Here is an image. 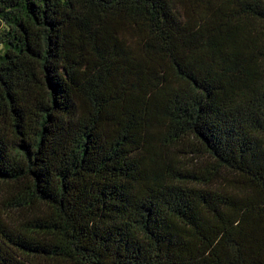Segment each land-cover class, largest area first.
Masks as SVG:
<instances>
[{
  "label": "trees",
  "instance_id": "trees-1",
  "mask_svg": "<svg viewBox=\"0 0 264 264\" xmlns=\"http://www.w3.org/2000/svg\"><path fill=\"white\" fill-rule=\"evenodd\" d=\"M0 264H264V0H0Z\"/></svg>",
  "mask_w": 264,
  "mask_h": 264
},
{
  "label": "rangeland",
  "instance_id": "rangeland-1",
  "mask_svg": "<svg viewBox=\"0 0 264 264\" xmlns=\"http://www.w3.org/2000/svg\"><path fill=\"white\" fill-rule=\"evenodd\" d=\"M4 190H6V189H5L4 187H1V189H0V199H1V200L3 199V197H1V194H3L2 191H4ZM1 200H0V201H1Z\"/></svg>",
  "mask_w": 264,
  "mask_h": 264
}]
</instances>
